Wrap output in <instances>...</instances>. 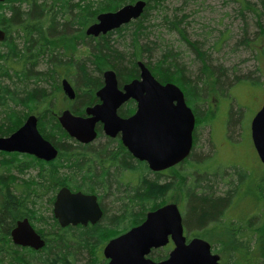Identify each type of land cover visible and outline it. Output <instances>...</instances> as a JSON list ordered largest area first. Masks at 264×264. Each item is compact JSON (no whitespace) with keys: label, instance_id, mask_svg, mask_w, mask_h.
Returning a JSON list of instances; mask_svg holds the SVG:
<instances>
[{"label":"trees","instance_id":"obj_1","mask_svg":"<svg viewBox=\"0 0 264 264\" xmlns=\"http://www.w3.org/2000/svg\"><path fill=\"white\" fill-rule=\"evenodd\" d=\"M132 1L4 0L0 3V27L6 32L0 43V136L9 135L28 114L39 112L46 103L54 104L60 91L61 75H78L82 86L76 85L79 91L76 101L83 105L92 100L89 93L102 80L100 64L111 66L120 82L138 75L135 60L114 47L110 36L133 25L130 45L136 54L144 52L146 47L138 42L143 20L148 9L158 11L163 0H146L138 18L114 31L96 37L84 34L86 26L99 12L114 10ZM176 24L169 23L172 29H176ZM80 37L88 46L90 57L87 60L92 67L84 59L80 63L73 61L71 53L61 44V38L76 40ZM190 45L202 64L197 75L189 73L178 60V53L170 49L163 50L153 62H144L159 81L173 82L183 91L199 118V105L205 102L207 84L217 93V84L224 81V75L215 71L196 45ZM73 64H79L75 72L70 69ZM206 78L212 80L211 83ZM241 79L236 77L235 80ZM77 102L72 110L78 114L83 112V105L79 107ZM228 121H232V114ZM37 126L53 144L62 147L61 152L46 163L27 154L0 151V264H75L84 260L85 255L89 256L88 264H105L96 249L99 251L109 238L143 220L147 210L160 204L168 188L162 191L163 185L158 184L155 173L116 149L119 144L113 143L110 149L92 147L89 152L82 151L86 154L84 157L76 148L69 150L72 145L64 146L62 137L67 135L54 114L46 110L40 112ZM192 154L184 162L191 176L187 181L184 175L180 179L185 226L200 234L218 237L221 250L231 254L233 264H264V171L254 173L233 166L226 173V185L221 189L217 187L220 181L208 172L209 167L202 164L204 161H192ZM107 161L115 166L106 167ZM35 166L39 169L37 177L21 178L13 173ZM122 168L128 169L125 175ZM64 183L74 189L104 194L101 202L104 213L99 222L92 226L60 227L57 224L52 204L55 192ZM192 184L194 189L184 190L189 185L193 187ZM42 204L48 208L49 219L41 217ZM24 216L34 223L41 217V224L46 226L39 228L45 238L43 247L33 249L12 242L10 231L16 220ZM166 251L156 249L150 256L159 259Z\"/></svg>","mask_w":264,"mask_h":264},{"label":"water","instance_id":"obj_2","mask_svg":"<svg viewBox=\"0 0 264 264\" xmlns=\"http://www.w3.org/2000/svg\"><path fill=\"white\" fill-rule=\"evenodd\" d=\"M145 5V0H135L114 10L99 12L95 21L85 28V34L96 37L115 30L138 18ZM4 37L5 32L0 28V40ZM136 65L139 78L123 84L122 89L118 88L115 71L105 69L103 85L96 91L100 103L87 107V116L64 109L58 122L71 137L83 142L95 138L97 122L106 134L115 135L120 131L122 143L133 156L146 161L151 170H160L181 161L190 152L195 117L175 83L159 82L141 60H136ZM61 87L68 98L74 97V89L66 78H62ZM128 98L136 100L137 108L124 118L117 114V109ZM37 123V116L28 114L13 132L0 136V151L52 160L57 149L42 136ZM250 137L264 164V102L250 121ZM52 212L60 226L93 223L101 215L95 195L71 192L66 187L57 191ZM10 235L17 245L39 249L45 244L26 217L16 222ZM169 240L174 246L166 258L155 261L148 256L152 248L161 247ZM102 253L106 264H220V255L207 240L191 237L186 241L181 213L175 203L147 212L142 222L110 238Z\"/></svg>","mask_w":264,"mask_h":264},{"label":"rangeland","instance_id":"obj_3","mask_svg":"<svg viewBox=\"0 0 264 264\" xmlns=\"http://www.w3.org/2000/svg\"><path fill=\"white\" fill-rule=\"evenodd\" d=\"M146 14L142 23L144 28L138 39L139 44L146 47L144 52L138 55L139 52L136 54V50L130 45L133 25L120 33L111 34L113 46L124 51L129 59L132 57L135 61L145 62H153L163 50L170 49L178 53V60L189 73L197 75L202 64L190 45L193 44L204 53L215 71L224 75V81L217 84V93L211 89V84L209 86L207 84L205 102L199 105L200 116L196 119L192 161H204L202 164L209 167L208 172L213 173L210 175L216 177V181H220L217 187L221 189L226 185V173H229L233 166L247 168L254 173L264 171V164L257 156L249 131L250 121L264 99V0H163L158 11L150 8ZM169 21L177 22L176 29L171 28ZM60 40L64 49L75 59L82 58L92 67L90 60H87L90 57L88 46L81 37L78 43L71 38ZM108 68L112 67L100 64L101 73ZM62 77L74 84L76 81L75 85L82 86L77 74ZM236 77L242 79L236 81ZM206 79L211 83L212 80ZM45 107L43 106L39 112L31 113L38 117ZM229 114H232L231 122L228 121ZM208 159L210 161H205ZM187 167L185 163L182 164L177 175L173 177L176 184L174 186L172 184L164 197L167 202L177 204L182 213L185 211V200L181 193L180 179L184 175L187 181V174L191 175L190 168L188 165ZM167 172L168 175L160 179L161 182L172 179L170 178L173 176L172 173L176 174V170ZM13 173L21 178L38 175L33 168L24 169L20 173L14 170ZM167 183L160 187L162 191L169 186ZM185 189L192 190L194 186L189 185ZM47 209V206L42 204L41 217L49 219L50 213ZM41 217L34 220L35 225L38 228H46L41 224ZM227 218L230 217L226 216ZM254 221H257V217ZM197 231L186 228L185 234L207 240L214 252L220 255V264H233L231 254H224L221 250L218 237L200 234ZM101 249H98L99 251L96 249L98 255H102ZM162 250H167V254L169 248L165 247ZM84 257V260L82 258L75 264H88L89 256Z\"/></svg>","mask_w":264,"mask_h":264},{"label":"flooded vegetation","instance_id":"obj_4","mask_svg":"<svg viewBox=\"0 0 264 264\" xmlns=\"http://www.w3.org/2000/svg\"><path fill=\"white\" fill-rule=\"evenodd\" d=\"M135 0H133L132 2H134ZM146 1V0H145ZM147 2V1H146ZM128 3V2H127ZM125 4V3H124ZM123 5V4H122ZM146 6V5H145ZM145 8V7H144ZM96 17V16H95ZM95 21V20H94ZM131 21H133V20H131ZM4 32H5V30L2 28V27H0ZM112 31H114V30H112ZM109 32H111V31H109ZM6 33V32H5ZM107 34V33H106ZM92 37V36H91ZM5 38V37H4ZM4 38L2 39V40H0V43H2V41L4 40ZM79 39L80 38H78V39H76L75 41L78 43L79 42ZM71 56H72V54H71ZM72 59H73V61H77L78 63H80V60H82V58L81 59H75L73 56H72ZM142 61V60H141ZM144 62V61H143ZM135 63H136V61H135ZM145 64V63H144ZM146 65V64H145ZM137 66V65H136ZM77 68H79V64H73V67L72 68H70L71 69V71H75ZM138 68V67H137ZM108 69H113V68H108ZM114 70V69H113ZM104 70H102V72H103ZM115 71V70H114ZM151 72V71H150ZM152 73V72H151ZM115 74H116V72H115ZM153 74V73H152ZM62 76H64V75H61L60 76V78L62 77ZM154 76V75H153ZM101 77H102V80L100 81V84L99 85H97V87H95V89H94V91L92 92V93H89V98L91 99L92 98V100H88L87 101V104L86 105H83V102H77L76 101V97L77 96H79L78 94H79V91L77 90V88H76V85L74 84V83H72L71 81H69L67 78V80L69 81V83L71 84V86L73 87V89H74V97L72 98V99H70V98H68L65 94H64V92H63V90H62V87H61V80L62 79H59V86H60V91L58 92V96L55 98V103L54 104H50V103H46L44 106H46L45 107V109H43V110H46V112L47 113H49V114H54L55 116H56V119H57V121H58V116L60 115V113L64 110V109H69L73 114H75V115H81V116H87L86 115V113H85V109L87 108V107H89V106H93L94 104H97V103H100V99H99V97L96 95V91L103 85V76H102V73H101ZM155 77V76H154ZM62 78H65V77H62ZM134 78H139V69H138V75L136 76V77H133L132 79H134ZM156 78V77H155ZM116 79H117V75H116ZM132 79H130V80H132ZM157 79V78H156ZM130 80H127V81H122V82H120V81H118V79H117V85H118V88L119 89H122V86H123V84H125V83H127V82H129ZM158 80V79H157ZM159 81V80H158ZM159 82H162V83H165V82H168V81H159ZM263 101H264V99H263ZM263 101L261 102V104H260V106H259V108L262 106V104H263ZM75 102H77V106H79V107H82V105H83V112H81V113H74L73 112V110H72V108H74V106L76 105L75 104ZM185 103L191 108V111L193 112V114H194V117H195V123H194V128H193V130H192V145H191V149H190V152L187 154V156L185 157V158H183L181 161H179V162H177V163H175V164H173V165H171V166H168V167H166V168H164V169H160V170H151L149 167H148V164L146 163V161H144V160H139L138 158H136L135 156H133L132 155V153L128 150V148L122 143V140H121V132L119 131V132H117L115 135H109V134H106L105 133V131H103L102 130V124L100 123V122H97L96 124H95V129H96V136H95V138L94 139H92L91 141H88V142H83V141H80V140H78L77 138H74V137H71L62 127V129L64 130V132L66 133V135L67 136H65L64 135V138L62 137V142H64L65 143V147L67 148V145H72L70 148H69V150H74L75 148L77 149V151H78V154L80 155V156H86V154H82V151H84V152H89L90 150H91V148L92 147H106L107 149H110V148H112L111 147V145H113V143H116V145L117 144H119V145H117V147H116V149H118L119 151H121V152H123V153H127V154H129V156L132 158V159H134L135 161H139V162H142L144 165H146V167H147V169H148V171L149 172H151V173H155V179H157V181H158V184H166V182H168L167 184L169 185L167 188L168 189H171L170 187H172V184H173V186H174V178L173 177H175L176 175H177V173L179 172V170H180V168H181V166H182V164H184V162L186 161V160H188V159H190L189 157H190V154H192V151H193V149H194V147H195V137H196V119H197V115H196V113H195V111H194V109L192 108V106L187 102V100H186V98H185ZM75 104V105H74ZM136 108H137V102H136V100L135 99H133V98H128L125 102H123L120 106H119V108L117 109V114L119 115V116H121V117H124V118H126V117H129V116H131L134 112H135V110H136ZM259 108L257 109V110H259ZM31 114V113H30ZM34 114V113H33ZM229 116V115H228ZM38 118V117H37ZM250 131V130H249ZM41 134H42V136L44 137V138H46L49 142H51L41 131H39ZM252 141V140H251ZM61 142V143H62ZM51 144H53L52 142H51ZM54 145V147L57 149V154H56V156L52 159V160H49V161H45V160H42V159H39V158H37V157H35L34 155H31V154H27V155H30V156H32L33 158H35L36 160H39V161H44V162H46V163H48V162H52L54 159H56L58 156H59V154H60V148H62L61 146H56L55 144H53ZM16 153H19V152H16ZM194 153V152H193ZM19 154H26V153H19ZM63 156V155H62ZM38 166H40V163H36ZM35 164V165H36ZM115 165L113 164V163H111V161H107V163H106V167H108V168H113ZM28 168H32V167H28ZM25 169V168H24ZM27 169V168H26ZM33 169H36V171H37V174H38V168H36V166H35V168H33ZM169 170H176V174H174V173H172L173 174V176H171L170 178H172V179H169L168 181H164V182H161L160 181V179H164V178H166L165 176L166 175H168V172L167 171H169ZM127 171H128V169L127 168H122V173L125 175L126 173H127ZM145 174H147V173H145ZM190 176L191 175H187V180L190 178ZM128 177L130 178V175H128ZM128 179V178H127ZM178 180V179H177ZM226 183V182H225ZM176 184V183H175ZM62 187H66V188H68L69 189V191H71V192H81V193H83V194H87V195H95L96 196V201H97V203H98V205H99V207H100V209H101V215L99 216V218L95 221V222H90V221H88L86 224H81V223H77V224H67V225H65V226H60L59 225V223H58V221H57V219L55 218V220H56V222H57V224L60 226V227H66V226H92V225H94L96 222H99L100 220H101V218H102V216H103V213H104V209H103V207H102V204H101V202H102V200L105 198V196H104V194L103 195H101V194H99L98 192H93V191H86V190H82V189H74V188H72L71 186H68L67 184H62V185H60V187H58V189H57V191L60 189V188H62ZM57 191L55 192V195H54V199H55V196H56V193H57ZM103 198V199H102ZM164 199V200H163ZM160 204H158L157 206H155L154 208H151V209H149V210H154V209H156L157 207H160V206H162V205H165V204H167V203H169V202H167V200L164 198V197H162L161 199H160V202H159ZM177 205V204H176ZM178 206V205H177ZM178 209L180 210V213H181V221H182V225H183V231H184V234H185V231H186V226H185V222H184V212L182 213V211H181V209H180V207L178 206ZM148 211V210H147ZM146 211V212H147ZM146 212H145V215H146ZM52 215H53V212H52ZM144 215V216H145ZM26 216H24V217H22V218H20V219H18V220H21V219H23V218H25ZM27 219H28V221L30 222V224L32 225V227L36 230V232L37 233H39L42 237H43V239L45 240V238H44V236H43V232L41 231V230H39V228L38 227H36V225H35V223L34 222H32L28 217H26ZM18 220H16V222L18 221ZM144 220V219H143ZM143 220H141L140 222H142ZM16 222H15V225H16ZM139 222V223H140ZM139 223H136V224H134V225H137V224H139ZM14 225V226H15ZM134 225H132V226H134ZM132 226H130L129 228H131ZM129 228H127V229H125V231L126 230H128ZM124 231V232H125ZM185 236H186V241H188L189 240V238H191V237H189V236H187L186 234H185ZM113 237V236H112ZM110 239V238H109ZM108 239V240H109ZM107 240V241H108ZM107 241H105L104 243H103V245H102V249H103V247H104V245L106 244V242ZM17 245V244H16ZM21 246V245H20ZM173 246H174V244H173V242L171 241V240H169L165 245H163V246H161V247H157V248H152L151 250H150V252H149V254H148V256L151 258V259H153L151 256H150V253H151V251H153V250H156V249H164L165 247H168L169 248V250L171 249V248H173ZM28 247V246H27ZM102 249H101V254H102V257H103V259L105 260V264H106V262H107V259L103 256V253H102ZM169 250H168V252H169ZM167 255H168V253L164 256V257H162V258H159V259H153V260H155V261H158V260H163L164 258H166L167 257Z\"/></svg>","mask_w":264,"mask_h":264},{"label":"bare ground","instance_id":"obj_5","mask_svg":"<svg viewBox=\"0 0 264 264\" xmlns=\"http://www.w3.org/2000/svg\"><path fill=\"white\" fill-rule=\"evenodd\" d=\"M87 27V26H86ZM84 34H85V30H84ZM86 35V34H85ZM183 92V91H182ZM183 95H184V93H183ZM184 100H185V96H184ZM191 109V108H190ZM163 206V205H162ZM158 208V207H157ZM156 208V209H157ZM155 210V209H154ZM149 211H153V210H149ZM149 211H147V212H149ZM147 212H146V214H147ZM146 216V215H145ZM145 218V217H144ZM124 232V231H123ZM123 232H121V233H123ZM121 233H119V234H121ZM118 235V234H117ZM116 236V235H115ZM114 237V236H113ZM112 238V237H111Z\"/></svg>","mask_w":264,"mask_h":264}]
</instances>
